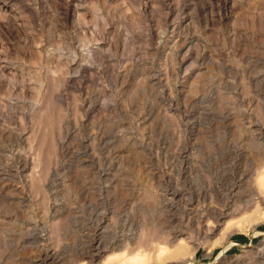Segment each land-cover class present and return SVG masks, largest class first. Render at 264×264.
<instances>
[{
    "label": "rangeland",
    "instance_id": "374dc122",
    "mask_svg": "<svg viewBox=\"0 0 264 264\" xmlns=\"http://www.w3.org/2000/svg\"><path fill=\"white\" fill-rule=\"evenodd\" d=\"M0 264H264V0H0Z\"/></svg>",
    "mask_w": 264,
    "mask_h": 264
}]
</instances>
